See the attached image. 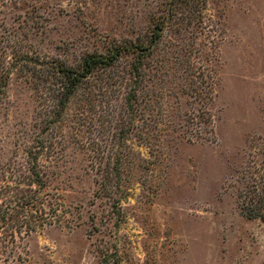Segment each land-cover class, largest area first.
<instances>
[{"label":"rangeland","instance_id":"rangeland-1","mask_svg":"<svg viewBox=\"0 0 264 264\" xmlns=\"http://www.w3.org/2000/svg\"><path fill=\"white\" fill-rule=\"evenodd\" d=\"M0 264H264V0H0Z\"/></svg>","mask_w":264,"mask_h":264},{"label":"trees","instance_id":"trees-1","mask_svg":"<svg viewBox=\"0 0 264 264\" xmlns=\"http://www.w3.org/2000/svg\"><path fill=\"white\" fill-rule=\"evenodd\" d=\"M134 52H138L139 54L142 53L143 51H147L146 48H144L141 44H137L131 47ZM120 55V50H116V55L115 57H111L112 59L110 60L109 58H104L100 55H92L86 58L84 64H83V72L82 73H75L74 71H62V73L69 79V85H68V90L67 93L69 96H72L74 93L75 89L77 86L82 82V79L86 78L88 74H90L96 67L98 66H109L116 60ZM116 56H118L116 58ZM138 70V65L136 66V71ZM6 220V219H5ZM3 220V221H5Z\"/></svg>","mask_w":264,"mask_h":264}]
</instances>
